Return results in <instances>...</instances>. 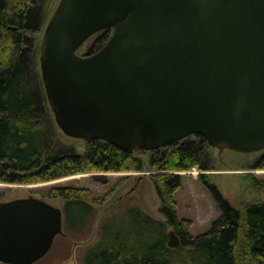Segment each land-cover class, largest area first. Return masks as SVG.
<instances>
[{"label": "water", "instance_id": "obj_1", "mask_svg": "<svg viewBox=\"0 0 264 264\" xmlns=\"http://www.w3.org/2000/svg\"><path fill=\"white\" fill-rule=\"evenodd\" d=\"M106 30L100 50L78 52ZM40 67L67 136L141 152L202 135L220 150L264 151V0H60ZM63 216L35 196L0 201V263L41 260Z\"/></svg>", "mask_w": 264, "mask_h": 264}, {"label": "trees", "instance_id": "obj_2", "mask_svg": "<svg viewBox=\"0 0 264 264\" xmlns=\"http://www.w3.org/2000/svg\"><path fill=\"white\" fill-rule=\"evenodd\" d=\"M36 2L0 0V182L32 184L86 172L142 171L144 162L139 152L99 139L87 141L83 154L61 152L62 139L53 120L48 117L41 121L48 99L35 49ZM97 35L87 55L100 50L111 31ZM207 148L205 138L195 135L154 150L149 165L157 172L151 179L167 222L130 208L103 226L85 263L264 264V201L248 204L240 211L214 182L205 181L220 216L199 235L191 234V220L179 217L175 193L183 185L181 172L196 166L204 169ZM254 169H264V151ZM49 195L67 199L68 213L78 211L74 230L69 226L72 231L88 223L92 204L100 202L90 190L76 186H55ZM167 226L181 238L176 249L168 247Z\"/></svg>", "mask_w": 264, "mask_h": 264}, {"label": "rangeland", "instance_id": "obj_3", "mask_svg": "<svg viewBox=\"0 0 264 264\" xmlns=\"http://www.w3.org/2000/svg\"><path fill=\"white\" fill-rule=\"evenodd\" d=\"M59 2L60 0L36 2L38 24L34 38L41 78L42 40L47 24ZM97 36L96 34L91 37L78 52L81 55L88 53ZM42 87L45 92L44 84ZM47 106V108L41 106V111L45 115L41 121L48 117L53 120L56 131L62 139L59 143L60 151L83 154L86 150V141L64 134L48 102ZM262 153L263 151L241 152L228 148L220 150L208 145L204 169L196 166L181 172L183 185L176 191L175 200L179 217L192 221L191 234L205 233L221 214L205 181L210 184L214 182L224 197L240 211H243L248 204L264 201V169H254V164ZM152 154L153 151L138 153L144 162V169L139 172H86L32 184L0 182V201L35 196L63 210L64 234L57 236L50 251L34 264H86V255L99 240L103 226L116 216L120 217L121 214L123 216L130 208L140 209L166 223L167 219L161 212L162 202L151 179L152 174L157 172L149 165ZM55 186L82 187L90 190L100 200L99 203L92 204L91 217L81 229L77 227L75 231L69 229V226L73 229L77 225L78 211L71 209L68 213L65 209L67 199L49 195L50 189ZM170 228L172 227L167 226L168 230ZM183 250L185 252L186 249Z\"/></svg>", "mask_w": 264, "mask_h": 264}]
</instances>
